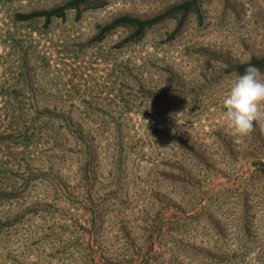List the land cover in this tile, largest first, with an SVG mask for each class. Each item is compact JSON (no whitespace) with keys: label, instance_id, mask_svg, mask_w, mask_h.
Masks as SVG:
<instances>
[{"label":"rangeland","instance_id":"rangeland-1","mask_svg":"<svg viewBox=\"0 0 264 264\" xmlns=\"http://www.w3.org/2000/svg\"><path fill=\"white\" fill-rule=\"evenodd\" d=\"M0 0V264H264V131L222 98L264 0ZM131 39V38H128ZM264 74V68H259Z\"/></svg>","mask_w":264,"mask_h":264},{"label":"clouds","instance_id":"clouds-1","mask_svg":"<svg viewBox=\"0 0 264 264\" xmlns=\"http://www.w3.org/2000/svg\"><path fill=\"white\" fill-rule=\"evenodd\" d=\"M222 107L233 135L249 136L257 126L264 131V74L259 68L248 64L223 96Z\"/></svg>","mask_w":264,"mask_h":264},{"label":"trees","instance_id":"trees-1","mask_svg":"<svg viewBox=\"0 0 264 264\" xmlns=\"http://www.w3.org/2000/svg\"><path fill=\"white\" fill-rule=\"evenodd\" d=\"M107 2L108 0H68L65 4L56 6L49 10H42L39 12L40 14H44L46 16V19L49 20V18L53 16H64L65 11L67 9H77V12H79L81 10V6L97 7V6H102ZM200 9H201V4L199 3L198 0H183L174 5H171L161 13H158L157 15L150 18H139L128 14L117 15L116 17H114L113 19H111L109 22L106 23L105 28H107V30H112L118 26H132L134 29L133 30L134 34L131 37H126V39L136 40L140 36H142L145 30L151 27L153 24L167 18L176 17L177 14L180 12L181 13L180 20L176 24V27L174 28V32H176L181 27L183 18H185L190 13H197L198 15H200ZM249 63L255 65L257 68H264V55L252 56L248 61L242 64H237L234 70L238 74H243Z\"/></svg>","mask_w":264,"mask_h":264}]
</instances>
